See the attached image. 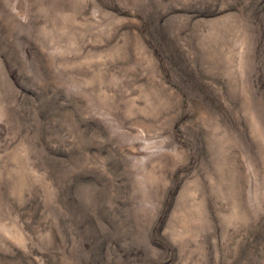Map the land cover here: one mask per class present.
<instances>
[{
  "label": "rangeland",
  "instance_id": "374dc122",
  "mask_svg": "<svg viewBox=\"0 0 264 264\" xmlns=\"http://www.w3.org/2000/svg\"><path fill=\"white\" fill-rule=\"evenodd\" d=\"M0 264H264V0H0Z\"/></svg>",
  "mask_w": 264,
  "mask_h": 264
}]
</instances>
